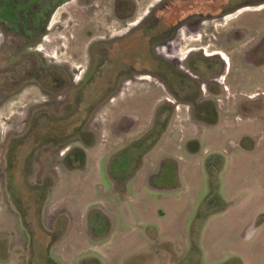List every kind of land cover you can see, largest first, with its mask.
Returning <instances> with one entry per match:
<instances>
[{
    "label": "rangeland",
    "instance_id": "rangeland-1",
    "mask_svg": "<svg viewBox=\"0 0 264 264\" xmlns=\"http://www.w3.org/2000/svg\"><path fill=\"white\" fill-rule=\"evenodd\" d=\"M112 1L68 0L35 46L42 62L65 70L68 88L47 96L29 83L0 101V264H93L90 257L100 264H264V222L245 236L256 217L264 218V64L241 58L264 32V7L236 16L258 0H199L200 14L214 15L207 25L195 19L160 56L147 47L143 59L137 34L125 37L153 0H134L138 13L129 25L112 14ZM226 7L238 9L225 14ZM101 41L114 43L96 49ZM106 54H121L119 71L146 72L122 78L117 93L83 114L82 140L73 138L71 126L26 125L32 110H57L81 84H91L82 99L102 92L99 64L107 60L109 80L115 63ZM253 56L262 64L264 47ZM188 60L199 74L188 71ZM160 63L194 79L192 89L178 98L164 91L155 75ZM202 85L222 94L210 95ZM193 99L199 113L211 100L216 125L193 119L192 105L184 102ZM160 103L174 110L160 116V122L169 119L168 130L154 145ZM119 119L130 125L116 129ZM84 154V168H75ZM215 154L223 164L209 180L205 160Z\"/></svg>",
    "mask_w": 264,
    "mask_h": 264
},
{
    "label": "flooded vegetation",
    "instance_id": "flooded-vegetation-1",
    "mask_svg": "<svg viewBox=\"0 0 264 264\" xmlns=\"http://www.w3.org/2000/svg\"><path fill=\"white\" fill-rule=\"evenodd\" d=\"M67 1L68 0H0V101L3 99L7 100L8 96L20 94L26 89L25 87L29 83L36 85L37 89L42 90L47 96L59 93L69 87V78L65 70L49 62H42L35 54L36 50H39L38 47L35 48V46L44 41V32L50 29L54 24L53 21L51 22L54 12L57 11L61 5L67 3ZM144 1L145 3L148 2L147 0ZM201 3L202 2L199 0H153L152 3L146 6L147 8L144 10L143 15L132 24L134 28H132V31L125 38L129 36L132 37V35L136 36L137 34L140 44L145 49V52H142L141 55L143 59L147 57V47L153 49L157 56H160L162 53L161 48H166L165 45L170 44L179 31L191 29L194 26L195 19H203L202 24L207 25V23L204 22L206 19L209 20L211 18L208 17L210 16L209 14H200L201 9H199V5ZM205 4L207 5L206 7L209 8L208 1ZM136 5V1L134 0H113L112 14L121 22L123 21V23L129 25L130 23H128V21L134 18L138 13ZM232 7H234V5H232ZM232 7H230V10H228L229 7H226L225 10L223 8V11H225L223 13L227 14L238 9V7L235 9H232ZM262 7H264V4L245 7L239 9L234 14L236 15L246 10H259ZM85 14L82 17H85ZM225 18H227V16ZM229 19L232 18H227L225 21ZM89 32L90 31H87V34H89ZM113 43V41H101L98 43L96 42L94 45L97 49L102 47L105 48L109 45L111 46ZM263 45L264 39L260 37L258 42L249 48L248 53L241 56L243 62H252L255 64L254 66L257 67L263 66L264 62L262 64L258 63L260 62V56H253V53L257 49L264 47ZM192 50L193 49H189L186 53ZM108 53L110 52L108 51ZM216 54L219 53L214 52L208 53L207 55L211 57ZM105 56L108 58L111 57L115 61L110 67V71L113 75L110 76L109 80H107V78L105 79V77H107V73L105 75L107 60L100 65L99 59L94 57L97 65L99 64V67H101V72L98 74L97 79L98 81L100 80L103 85L102 92L100 91L97 94H92L91 97L85 94L82 99V92L91 87L90 83H83L84 85L82 86L81 84L78 86L74 93L70 95V98L62 103L57 110L51 108L49 105H43L38 109L32 110L26 119V125L33 128L32 130L41 126H47L49 128L62 125L71 126L74 130L73 138L78 137L82 140L83 128L81 126L85 124L88 119L87 116V119L81 120L83 114L89 111L90 116V111H95L96 106L100 102L104 101L109 95L117 93V87L122 78L134 76L139 72H146L144 68L140 69V71L132 72L119 71L115 68V64L123 60L120 59L121 54L112 56L106 54ZM163 57L165 58L166 56ZM122 58H124V55ZM96 67L95 64L92 74H96ZM158 67L159 71L157 70L155 75H157L161 81L164 91L169 92L174 97L182 92L190 91L192 89L191 84L194 85L196 82L187 74L178 72L168 64L164 65L160 63ZM187 68L191 74H199V67L192 64L191 60H188ZM163 73L164 75L167 74L169 78L164 79ZM202 86L203 89L201 87V90H206L207 92L211 89L214 90L209 85ZM84 87L86 88L84 89ZM198 87L200 89V85H198ZM163 106L168 108L169 105L160 103L155 111ZM66 108L70 111L66 112ZM121 123L122 120L119 119L116 121L114 127L116 129L119 128L118 130H124V127L126 128L130 125L129 120H127V124L124 127H122ZM167 130L168 128H166L161 137ZM45 137L47 139L49 135ZM68 158L73 160V156L71 155H69Z\"/></svg>",
    "mask_w": 264,
    "mask_h": 264
},
{
    "label": "trees",
    "instance_id": "trees-1",
    "mask_svg": "<svg viewBox=\"0 0 264 264\" xmlns=\"http://www.w3.org/2000/svg\"><path fill=\"white\" fill-rule=\"evenodd\" d=\"M217 1L219 2V0H216V2L215 3H217ZM258 2V4H264V0H258L257 1ZM214 16V15H213ZM212 15H210V16H208L209 18H211V17H213ZM261 38H263L264 39V32L261 34ZM208 93L210 94V95H213V96H220L221 94H222V91H220V90H208ZM176 98H178V96H175ZM184 102H186V103H188V104H191L192 105V116H193V119L196 121V122H199V123H203V124H205V125H207V126H214V125H216L217 123H218V112H217V109H216V106H214L213 104H211V100H205V104H206V106L205 107H202L203 109L201 110V113H199V111H197V112H195V107L198 105V106H201L200 104H197L196 103V99H193V100H189V101H184ZM251 102V101H250ZM252 103V102H251ZM255 102H253V104H254ZM169 106H168V108L167 107H165V106H163V107H160V108H158L157 109V111H156V116H155V120H154V124H153V127H155V126H159V128H160V130H159V132H158V139L156 140V142L154 143V145H156V143L158 142V140L160 139V137H161V135L165 132V130H166V127H167V122L169 121V119L167 120V118L163 121V122H160L159 121V118H160V116L165 112V111H167V109H168V113H169V115L171 116V114L173 113V110H174V107L172 106V105H170V104H168ZM239 106H238V111L239 110H242L243 111V108L241 107V105H240V103L238 104ZM241 111V112H242ZM245 111V110H244ZM263 112H264V110H263ZM240 113V112H239ZM202 114V115H201ZM242 114V113H241ZM258 114H259V112H258ZM211 117V118H210ZM152 127V128H153ZM246 136H244V138H245ZM195 139V141H198V144H199V139H197V138H194ZM250 140H251V147L249 148V149H252V146L254 145V141L250 138ZM153 145V146H154ZM239 145L241 146V141H240V143H239ZM196 153H197V151H195ZM194 151H192V152H190V153H195ZM84 161H85V154L82 156V161L80 162V163H77V166L75 167V168H80V169H83L84 168ZM222 164H223V158H222V156L221 155H211V156H209V157H207V159L205 160V170H206V173H207V175H208V177H209V180H211V178L213 177V175L215 176V173H217V172H219V170L222 168ZM140 166H141V163L140 164H138L136 167H135V169H134V172L128 177V178H131V177H133L135 174H136V172L138 171V169L140 168ZM74 167H71V169H75ZM127 178V179H128ZM210 182V181H209ZM211 184V183H210ZM52 186V183L51 184H49L48 185V189L50 188ZM216 187H217V185L215 184V186H213V185H210V188L211 189H216ZM47 190V189H46ZM206 203H208V204H210L211 203V199L210 200H207L206 199ZM20 212V211H19ZM215 211H211L210 213H209V215L211 214V213H214ZM90 214H91V212H90ZM89 214V215H90ZM100 214H101V216L103 217V218H105V220H107L108 222H109V220H108V217L105 215V214H103V212L101 211L100 212ZM264 220V218H262L261 220H258V225H259V223H261L262 221ZM85 259H90L92 262H93V264L95 263V264H100V262L97 260V259H95V258H85ZM85 259H83V260H85ZM83 260L81 261V262H83ZM81 264V263H80Z\"/></svg>",
    "mask_w": 264,
    "mask_h": 264
},
{
    "label": "crops",
    "instance_id": "crops-1",
    "mask_svg": "<svg viewBox=\"0 0 264 264\" xmlns=\"http://www.w3.org/2000/svg\"><path fill=\"white\" fill-rule=\"evenodd\" d=\"M251 141V140H250ZM240 143V142H239ZM252 143V142H251ZM252 145V144H251ZM240 146V145H239ZM254 146V145H253ZM253 146H252V148H253ZM250 148V147H249ZM142 166V165H141ZM141 166H140V168H141ZM140 168L138 169V170H140ZM214 213H216V212H214ZM211 214H213V213H211ZM262 216H264V214L262 215ZM260 217V216H259ZM261 219V217L258 219L257 217H256V219L254 220V222H253V224L252 225H250V227L247 229V233L245 234V236H246V238L247 239H250L253 235H254V232L256 231V229H258L259 228V226L264 222V220L261 222V223H259V225H258V220H260Z\"/></svg>",
    "mask_w": 264,
    "mask_h": 264
}]
</instances>
